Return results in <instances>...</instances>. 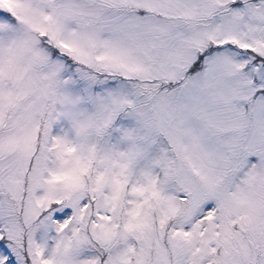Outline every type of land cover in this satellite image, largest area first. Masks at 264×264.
I'll use <instances>...</instances> for the list:
<instances>
[{
    "label": "rangeland",
    "instance_id": "obj_1",
    "mask_svg": "<svg viewBox=\"0 0 264 264\" xmlns=\"http://www.w3.org/2000/svg\"><path fill=\"white\" fill-rule=\"evenodd\" d=\"M0 264H264V0H0Z\"/></svg>",
    "mask_w": 264,
    "mask_h": 264
}]
</instances>
